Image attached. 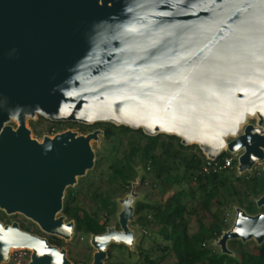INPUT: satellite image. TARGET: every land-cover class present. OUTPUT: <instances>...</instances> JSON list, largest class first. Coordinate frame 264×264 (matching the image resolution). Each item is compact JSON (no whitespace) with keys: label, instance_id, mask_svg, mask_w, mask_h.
<instances>
[{"label":"water","instance_id":"95a60500","mask_svg":"<svg viewBox=\"0 0 264 264\" xmlns=\"http://www.w3.org/2000/svg\"><path fill=\"white\" fill-rule=\"evenodd\" d=\"M36 116L174 136L210 160L243 150L238 171L252 170L264 161V0H0V211L66 241L64 193L93 168L103 133L38 142L26 126ZM134 195L121 202L120 231L91 237L92 264H104L111 239L131 245ZM251 239L264 241V215L238 209L217 244L231 254L228 241ZM18 246L33 250L28 264H71L65 249L0 222V264Z\"/></svg>","mask_w":264,"mask_h":264},{"label":"trees","instance_id":"16d2710c","mask_svg":"<svg viewBox=\"0 0 264 264\" xmlns=\"http://www.w3.org/2000/svg\"><path fill=\"white\" fill-rule=\"evenodd\" d=\"M48 124V135L52 134V129L59 132L61 126L65 125ZM75 124L71 123V126ZM79 126L82 129L93 128V132L102 128L105 139L115 138L118 143L107 169L101 167L104 158L98 159L87 178L77 180L75 188L70 190L69 187L65 191L60 214L66 223L73 222V237L77 241L107 232L114 215L110 197L130 192L131 185L138 177L137 167L142 165L146 171L152 172V180L149 181L151 189L168 188L173 183L187 184L185 190L170 194L162 202L138 204L133 211L134 225L147 232L154 243V246L145 251L139 247L143 264H166L173 259L174 263L170 264H264L263 244L250 249L247 242L230 240L227 249L231 254L215 252L207 247V244L219 239L225 231L224 204L231 203L230 198L236 197L241 209L250 215L255 204L248 201V198L263 194V182L251 177L237 189L225 177L226 172L203 175L202 167L206 157L196 145L183 146L180 139L174 136L149 137L140 129L131 130L109 123ZM225 156L226 154H222L220 161ZM97 175L99 182L91 183V178ZM145 182L146 177L142 176L141 185ZM227 188L228 192L225 191ZM223 194H227V198ZM221 195L223 199L219 198ZM87 201L99 204L92 208L86 204ZM7 217H0L4 226L10 225L12 219L16 220L22 231L45 238L50 245L59 249L63 248L62 239L48 237L36 224L30 221L26 223V218L16 215ZM192 221L197 224V230L190 235ZM154 234L162 237V242L156 243L152 236ZM110 258L112 257L108 252V259ZM80 263L85 264V261ZM80 263L74 261V264Z\"/></svg>","mask_w":264,"mask_h":264},{"label":"rangeland","instance_id":"374dc122","mask_svg":"<svg viewBox=\"0 0 264 264\" xmlns=\"http://www.w3.org/2000/svg\"><path fill=\"white\" fill-rule=\"evenodd\" d=\"M40 118H41L40 116H36L33 119H27L26 121V126L31 131V137L33 139H36L38 142H41L43 137L45 136L53 137L56 134L66 132V131H72V132L77 133L78 135H87L93 132L92 131L93 128L82 129L79 126L80 124H77V123L72 126H71V123H64L65 125L61 126V129L59 132H57L55 129H52L53 134L48 135L49 134L48 128L50 127V125L48 124L49 121L47 122V120H44L43 118H42L43 120H41ZM257 122H258L257 118H248L247 122L243 126H241L238 136L243 134V130L247 125H253L256 127ZM8 125L12 126L14 129L17 127V124L12 121ZM52 127H55V125H53ZM98 130L101 132L103 131L102 128H98ZM35 131H37V133H35ZM233 139L234 138L229 137L226 141L227 143H229ZM117 143H118L117 139L115 138L110 140V139H105L103 134L99 135V140L97 142L91 143L92 152L94 153V162L100 158H104L101 167H103L104 169H107V165L112 161V158L114 155L113 153L114 147L117 145ZM223 153H226V156L231 154L233 156H238L239 158V156L243 153V150L236 152V153H230L228 151H223ZM203 156L206 157L205 155ZM263 167H264V161L256 163L253 166L252 170L244 171L242 172V174H240L238 171V160H237V163L235 164L234 169L232 171L226 172L227 175H225V177L229 179L231 183L235 187H237V189L241 187L243 181L245 182L247 180H250L248 178H251V177L252 178L256 177L258 179V182L261 181L263 182V185H264V173H261V171H263ZM92 170L93 168L89 171H92ZM137 170H138V177L136 181L131 185L130 192H128L125 195L119 194L117 196L110 197L114 215L109 223V226H110L109 228H113L116 231H120L118 216L122 211L121 202L125 200L131 192L135 194L133 203H132V209L134 211L138 204H143V203L152 204L154 202H162L170 194L185 190L187 188L186 183H182V184L173 183V184H170L168 188L155 187L151 189V184L149 181L152 180V176H151L152 172L146 171V169H144L142 165L137 167ZM88 172L85 174L86 176L78 178L77 180L80 181L82 179L87 178ZM179 173H182V172L180 171ZM142 176L146 177V182L141 185L140 179L142 178ZM90 181L91 183L97 184L99 182V176L98 175L94 176L93 178H91ZM73 188L75 187H70V190ZM225 191L228 192V188ZM65 194L66 192L64 193V195ZM263 195L264 194L258 195L256 197H249L248 201L250 200L252 201L253 204H255L256 201H258ZM223 196L227 198V194L226 195L223 194ZM223 196L221 195L219 196V198L221 197V199H223L222 198ZM236 199H237L236 197H232L230 198L231 203H228L227 205L224 204L225 206L224 207L225 208V231L224 232H227L231 229L234 223L235 217H236V211L238 209H241ZM241 199L243 200L242 197ZM86 204H89L90 207L94 208L96 205L99 204V202H92L90 204V202L87 201ZM255 206L253 207V212L250 214V216H254L255 214L258 215L260 214V212H264V207L259 208L257 204ZM242 211L246 213L245 210L242 209ZM7 216L8 215L0 211V217H2L3 219L4 218L7 219L8 218ZM17 216L20 218L21 217L24 218L23 216H20V215H17ZM59 216H61V214H59L58 217ZM134 221H135V217L133 216V220L128 223V228L133 232V237H134L131 245L128 246V245H124L121 243L120 244H114V243L109 244V246L107 247V252H109L112 258L108 259V255H107V259L104 261V264H143L142 259L140 258L139 247L143 251H145V250H148L150 247L154 246V243H153V240L149 238V234L147 232L140 229L139 226L134 225ZM196 230H197V224L194 221H192V223L190 224V228H189L190 235H193L196 232ZM152 236L154 237V240L156 241V243L162 242L161 241L162 237L158 236L157 234H154ZM49 237H56V236H49ZM218 240L219 239L212 241L209 245L207 244V247H210L214 249L215 252L220 253L221 250L217 244ZM63 242H64L63 249L66 250L67 258L71 262V264H74V261H77L79 263L82 261H85V264L93 263V254L95 250L91 246V238L84 237L80 239L79 241H77V239L72 236L71 239L66 240V241L63 240ZM246 244L249 245L250 249H253L256 246H259L254 239H251ZM261 244L264 245V241ZM26 253L27 254L23 260V264H28L30 261L31 252L27 251ZM173 261L174 259L167 261L166 264L174 263Z\"/></svg>","mask_w":264,"mask_h":264},{"label":"built area","instance_id":"2783aa9c","mask_svg":"<svg viewBox=\"0 0 264 264\" xmlns=\"http://www.w3.org/2000/svg\"><path fill=\"white\" fill-rule=\"evenodd\" d=\"M53 134V131H52ZM51 135V134H50ZM221 157V156H220ZM220 157L210 160L206 158V162L202 167V174L203 175H210L211 173L217 174L221 172L232 171L237 163L238 156L228 155L222 158L220 161ZM27 251H14L7 263L5 264H23V260L26 256Z\"/></svg>","mask_w":264,"mask_h":264},{"label":"bare ground","instance_id":"6f19581e","mask_svg":"<svg viewBox=\"0 0 264 264\" xmlns=\"http://www.w3.org/2000/svg\"><path fill=\"white\" fill-rule=\"evenodd\" d=\"M254 118H257V116H255ZM27 119H30V118H27ZM27 119H26V121H27ZM12 122H15L16 124H17V122L16 121H14V120H12ZM241 127V126H240ZM52 137V136H51ZM229 137H233V136H229ZM228 137V138H229ZM227 140V139H226ZM246 141H249V139H246ZM223 151H225V149L223 150ZM222 151V152H223ZM249 231V230H248ZM252 232L254 231L255 232V228H253V230H251ZM121 238H124V237H121ZM121 238H119V239H121ZM122 240V239H121ZM114 241L111 239L110 240V242L106 245L107 247L109 246V244H111V243H113ZM123 241H119V242H117V243H122ZM107 247H106V249H107ZM21 250H25V251H29V252H33V250L31 249V248H29V247H22V246H18V247H13V248H10L9 249V255L12 253V252H14V251H21ZM51 264H55V263H51Z\"/></svg>","mask_w":264,"mask_h":264},{"label":"flooded vegetation","instance_id":"af4514ba","mask_svg":"<svg viewBox=\"0 0 264 264\" xmlns=\"http://www.w3.org/2000/svg\"><path fill=\"white\" fill-rule=\"evenodd\" d=\"M223 154H226V153H223ZM256 173V172H255ZM261 173H264V170L263 171H261ZM264 194V193H263ZM257 202V201H256ZM255 205H256V203H255ZM264 206H262L261 208H263ZM260 215H264V212H260ZM17 216V215H16ZM30 220H26V223H28ZM31 222V221H30ZM12 223H17L18 225H19V223L16 221V220H13L12 219V221H11V223H10V225L12 224ZM20 228V227H19ZM21 230V229H20ZM49 237V236H48Z\"/></svg>","mask_w":264,"mask_h":264},{"label":"clouds","instance_id":"9594fccd","mask_svg":"<svg viewBox=\"0 0 264 264\" xmlns=\"http://www.w3.org/2000/svg\"><path fill=\"white\" fill-rule=\"evenodd\" d=\"M49 137V136H48Z\"/></svg>","mask_w":264,"mask_h":264}]
</instances>
